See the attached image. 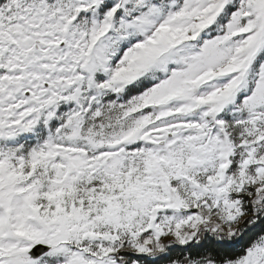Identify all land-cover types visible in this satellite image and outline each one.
I'll use <instances>...</instances> for the list:
<instances>
[{"label": "snow or ice", "instance_id": "snow-or-ice-1", "mask_svg": "<svg viewBox=\"0 0 264 264\" xmlns=\"http://www.w3.org/2000/svg\"><path fill=\"white\" fill-rule=\"evenodd\" d=\"M0 264H264V0H0Z\"/></svg>", "mask_w": 264, "mask_h": 264}]
</instances>
